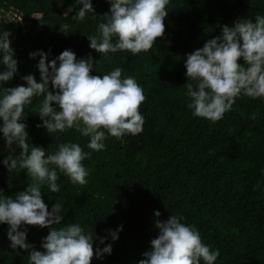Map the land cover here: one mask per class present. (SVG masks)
I'll list each match as a JSON object with an SVG mask.
<instances>
[{"label": "trees", "instance_id": "trees-1", "mask_svg": "<svg viewBox=\"0 0 264 264\" xmlns=\"http://www.w3.org/2000/svg\"><path fill=\"white\" fill-rule=\"evenodd\" d=\"M91 3L94 12L77 20L73 17L81 0H0V12L13 6L26 22L24 31L14 20L0 23V31L11 33L18 68L0 91L3 86L26 85L22 77L29 74L39 81L40 57L30 58V53L42 51L50 62L70 49L77 59L91 55L92 75L122 68V76L134 77L146 97L139 109L145 121L142 132L116 139L105 130L101 151L87 148L89 138L75 128L49 134L37 127L42 125L37 113L43 96L25 106L21 122L27 125L30 145L54 152L59 144L72 142L91 152L82 161L89 173L85 185L60 173L58 192L42 186L48 210L61 205V224L52 227L80 224L85 233L91 231L94 252L111 244V254L101 259L94 255L91 264H138L159 234L156 221L175 214L195 226L204 244L219 250L215 264H264V98L241 95L222 119L211 122L192 114L184 86L193 83L187 81V54L220 36L225 25L231 27L239 19L255 22L257 15H264V0H169L164 35L150 51H117L108 58L90 48L87 36L97 34L110 4ZM238 62L244 64L242 58ZM4 70L0 64V72ZM253 113L255 120L250 118ZM19 153V148L15 153L8 150L0 133V190L13 197L31 183L26 170L9 172L3 164L7 156ZM121 226L113 241L110 231ZM8 229V224H0V264H29L27 251L10 247ZM19 230H26V242L35 250H43L49 228L22 225ZM100 237L106 238L104 244Z\"/></svg>", "mask_w": 264, "mask_h": 264}, {"label": "clouds", "instance_id": "clouds-1", "mask_svg": "<svg viewBox=\"0 0 264 264\" xmlns=\"http://www.w3.org/2000/svg\"><path fill=\"white\" fill-rule=\"evenodd\" d=\"M108 3L110 12L104 14L105 22L98 24L96 35L87 36L90 48L97 53L105 54L106 58L108 53L117 51L136 55L150 51L157 38L163 37L169 0H108ZM81 4L74 19L83 20L87 12H94L91 0H81ZM10 35L8 31H0V64L6 69L0 72V85L11 81L18 71ZM36 56L40 57L36 65L39 81L29 74L22 77L26 85L3 86L0 91V133L10 152L20 149L16 158L9 155L3 164L9 172L17 168L26 170L31 178L27 188L14 197L0 190V224L9 225L10 247L27 251L29 264H91L94 255L97 259L110 255L111 244L94 252L92 233H85L80 224L52 227L61 224V205L55 203L49 211L41 190L47 185L51 192H58L60 173L74 184L85 185L89 173L82 161L90 158L91 152L72 142L59 144L54 152L30 145L27 125L21 122L25 118L24 108L34 97L43 96L37 113L42 125L37 127H44L49 134L75 128L89 138L87 148L101 151L105 149L106 132L116 139L142 132L145 121L139 109L146 97L134 77L122 76L120 67L102 76L92 75L91 55L77 59L68 49L49 62L42 51L30 53V58ZM241 58L243 65L238 62ZM185 68L187 81L193 82L184 84L190 101L187 107L196 117L217 122L241 95L264 98V15H257L255 22L239 19L231 27L223 26L220 36L187 54ZM256 116L253 113L250 118L255 120ZM154 215L161 214L156 211ZM181 220L173 214L166 221H156L159 234L151 240V249L143 253L144 258L138 264H201V261L215 264L219 250L204 244L195 226ZM22 225L50 229L41 243L42 251L26 242V230H19ZM120 230L122 226L110 231L113 241L118 239ZM105 239L100 237V243L104 244Z\"/></svg>", "mask_w": 264, "mask_h": 264}, {"label": "built area", "instance_id": "built-area-1", "mask_svg": "<svg viewBox=\"0 0 264 264\" xmlns=\"http://www.w3.org/2000/svg\"><path fill=\"white\" fill-rule=\"evenodd\" d=\"M10 20H14L18 22V24L21 26L22 31H24V27L26 25V22L20 12L15 10L14 8L10 7L7 9H3L0 13V21L8 22Z\"/></svg>", "mask_w": 264, "mask_h": 264}]
</instances>
